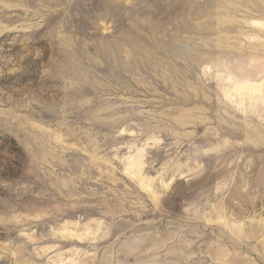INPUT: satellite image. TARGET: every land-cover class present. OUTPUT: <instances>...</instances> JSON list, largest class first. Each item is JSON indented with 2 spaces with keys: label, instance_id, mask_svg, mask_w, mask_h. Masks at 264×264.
I'll list each match as a JSON object with an SVG mask.
<instances>
[{
  "label": "rangeland",
  "instance_id": "obj_1",
  "mask_svg": "<svg viewBox=\"0 0 264 264\" xmlns=\"http://www.w3.org/2000/svg\"><path fill=\"white\" fill-rule=\"evenodd\" d=\"M259 1L0 0V264H264Z\"/></svg>",
  "mask_w": 264,
  "mask_h": 264
},
{
  "label": "bare ground",
  "instance_id": "obj_2",
  "mask_svg": "<svg viewBox=\"0 0 264 264\" xmlns=\"http://www.w3.org/2000/svg\"><path fill=\"white\" fill-rule=\"evenodd\" d=\"M238 1H239V2H245V3H246V2H247V3H248V2H253V3H254V0H238ZM257 1H258V0H257ZM261 1H262V0H261ZM261 1H259V2H261ZM257 4H258V3H257ZM253 5H254V4H253ZM259 5H260V4H259ZM259 5H258V6H255V7H258V10H262V11H264V9L262 8L263 6L260 7L261 5H260V6H259ZM254 89H258V88L254 87Z\"/></svg>",
  "mask_w": 264,
  "mask_h": 264
}]
</instances>
